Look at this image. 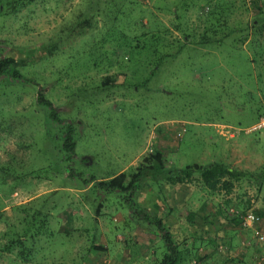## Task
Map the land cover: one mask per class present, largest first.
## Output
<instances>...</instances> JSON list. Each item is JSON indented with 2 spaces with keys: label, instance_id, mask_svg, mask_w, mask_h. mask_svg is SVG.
Instances as JSON below:
<instances>
[{
  "label": "rangeland",
  "instance_id": "1",
  "mask_svg": "<svg viewBox=\"0 0 264 264\" xmlns=\"http://www.w3.org/2000/svg\"><path fill=\"white\" fill-rule=\"evenodd\" d=\"M258 7L264 0H0V57L19 63L0 74V264H161L158 219L179 264H262L260 172L230 192L198 173L149 171L130 190L96 184L122 171L128 181L155 150L166 169L264 165ZM24 216L36 233L29 260L17 245L1 250Z\"/></svg>",
  "mask_w": 264,
  "mask_h": 264
},
{
  "label": "trees",
  "instance_id": "2",
  "mask_svg": "<svg viewBox=\"0 0 264 264\" xmlns=\"http://www.w3.org/2000/svg\"><path fill=\"white\" fill-rule=\"evenodd\" d=\"M258 8L259 17H257L256 20L257 22H260L259 20L264 19V16L260 17L264 14V11L261 7ZM251 24L255 25L253 20ZM18 65V61L13 57H0V74L9 68L17 67ZM107 80H110L109 77H104L102 83L107 84ZM38 98L40 101H44L48 105L51 104V102L47 99H43L40 96ZM71 133L72 131L69 129L63 142V147L70 152L74 150L75 146V141L72 139ZM149 171L153 172V180L158 178L157 175L159 174H164L168 177L175 175L176 177H179L178 179H182L184 177H191L193 173H198L206 188L211 191L224 190L225 192H230L233 187L234 179H238L242 175L251 174L249 171L237 169L236 167H233L222 160H211L206 164H186L183 167L166 169L163 165L162 153L158 150H155L144 156L143 163L138 166V172L131 174V178H129L128 181H126V173L122 171L110 178L97 180L96 184L102 188H107L110 190H130L134 187V185H136L139 177L147 176V172ZM257 177L259 178V176H256V178ZM261 179L262 175H260V180ZM26 218V216L22 217V221H25L23 228H21L20 231L9 234V239L1 246V250L5 249L10 251L14 245H17L18 247L22 248L20 253L23 255V258L25 260H29L31 254L29 253L28 255V249L31 250L30 248L32 247V243L31 245H28V242L32 240L34 241L36 233L31 230L29 221ZM32 223L33 222H31V224ZM157 224L159 227V235L164 240L166 246L161 264H179L180 251L175 239L173 238V235L164 226L160 219L157 220ZM94 248L102 249L100 245H97L96 247L94 245Z\"/></svg>",
  "mask_w": 264,
  "mask_h": 264
},
{
  "label": "built area",
  "instance_id": "3",
  "mask_svg": "<svg viewBox=\"0 0 264 264\" xmlns=\"http://www.w3.org/2000/svg\"><path fill=\"white\" fill-rule=\"evenodd\" d=\"M264 125V118H261V120L256 124V127H261ZM259 219L258 215L252 211H246V213L243 215V220L246 221L247 224H251L256 222ZM256 239L258 242L264 247V229H259L255 231Z\"/></svg>",
  "mask_w": 264,
  "mask_h": 264
},
{
  "label": "crops",
  "instance_id": "4",
  "mask_svg": "<svg viewBox=\"0 0 264 264\" xmlns=\"http://www.w3.org/2000/svg\"><path fill=\"white\" fill-rule=\"evenodd\" d=\"M263 163H264V160H263ZM263 168H264V165H262L260 168L259 167H255V168H251V170H250V172H251V174H255L256 172H260L259 174H262L263 176H264V170H263ZM257 169H260V171H258ZM249 170V169H248ZM262 170V171H261ZM254 177V176H253ZM261 184H263L264 185V178H262L260 181H259ZM262 264H264V262L262 263Z\"/></svg>",
  "mask_w": 264,
  "mask_h": 264
}]
</instances>
